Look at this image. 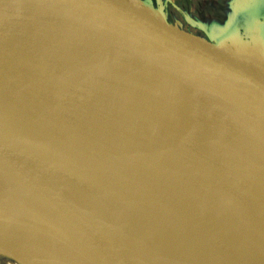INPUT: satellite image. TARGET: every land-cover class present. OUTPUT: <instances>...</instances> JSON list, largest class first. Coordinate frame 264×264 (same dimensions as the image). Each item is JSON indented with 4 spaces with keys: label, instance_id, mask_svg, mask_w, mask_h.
<instances>
[{
    "label": "water",
    "instance_id": "95a60500",
    "mask_svg": "<svg viewBox=\"0 0 264 264\" xmlns=\"http://www.w3.org/2000/svg\"><path fill=\"white\" fill-rule=\"evenodd\" d=\"M203 32V36H198L181 30L160 7L145 0H0V46L11 51L24 65L22 72L0 64V115L28 132L52 135L58 134L60 128L67 129L142 160L137 145L117 131L74 121L66 113V105L52 78L58 74L117 100L126 111L115 102L106 103V108L129 125L131 139L139 130L159 123L146 101L126 90V85L173 89L172 101L177 111L195 123H201V116L219 114L222 123L234 124L241 146L235 151L231 145L229 148L222 145L225 158L210 166L177 164L157 153L152 156L172 171L213 178L264 201V169L253 172L245 165L249 138L264 157V64ZM126 44L135 48L137 53L133 57L139 61L112 59L111 55ZM148 61V66L141 68ZM38 86L42 87L40 98L31 91ZM55 98L60 100L63 114L55 107ZM46 99L52 108L47 106ZM35 161L46 201L55 212L58 200L46 162L40 153ZM142 193L147 200L126 187L120 194L122 203L117 197V205L127 207L132 223L158 237L178 239L165 226L172 220L170 215L151 206L154 201L148 196H153V191L145 186ZM134 200H140L142 205H134ZM205 214L200 220L191 214L180 220L185 232L182 236L190 246L233 263L243 248L254 245L255 235L250 236L247 231L242 234L241 229L246 228L244 222L224 212L215 215L208 210ZM197 215L200 216L198 211ZM154 217L161 220L159 225L153 222ZM64 219L77 240V226L67 213ZM227 225L233 228L226 230ZM49 235L79 262L112 264L81 248L77 241L73 244L60 234ZM13 239L23 238L16 235Z\"/></svg>",
    "mask_w": 264,
    "mask_h": 264
},
{
    "label": "bare ground",
    "instance_id": "6f19581e",
    "mask_svg": "<svg viewBox=\"0 0 264 264\" xmlns=\"http://www.w3.org/2000/svg\"><path fill=\"white\" fill-rule=\"evenodd\" d=\"M136 53L133 46L126 44L111 56L116 61L136 62L139 61L133 57ZM0 64L24 72L21 60L3 46ZM52 84L62 95L66 113L74 121L117 131L137 145L142 160L67 129L60 128L58 134L52 135L28 132L0 115V264H85L57 246L50 233L60 234L73 244L77 241L81 248L112 264H235V259L231 263L222 256L190 246L182 236L185 232L180 220H186L189 214L200 220L208 210L215 215L224 212L244 222L242 234L247 231L256 236L251 241L253 246L242 249L236 264H252L253 260L264 264V201L213 178L172 171L152 156L157 153L177 164L210 166L225 158L222 145H231L235 151L240 149L239 134L232 122L222 123L219 114L213 113L201 116V123H195L174 107L173 89L126 85V90L146 101L159 123L139 130L131 139L129 125L106 108V103L111 102L120 107L117 100L58 74H54ZM41 88L32 87L35 97H41ZM46 104L52 108L47 99ZM55 104L63 114L58 98ZM246 146V167L253 172L263 170L264 157L257 144L249 138ZM38 153L46 162L58 200L55 212L42 190L35 161ZM144 185L153 191V196H148L154 201L151 206L164 210L172 218L165 226L171 228V236L178 237L175 241L132 223L127 207L117 205L126 187L145 198ZM133 202L142 205L140 200ZM65 213L77 226V240L66 224ZM152 220L161 223L155 217ZM16 235L23 239L14 240Z\"/></svg>",
    "mask_w": 264,
    "mask_h": 264
},
{
    "label": "crops",
    "instance_id": "0c3cea01",
    "mask_svg": "<svg viewBox=\"0 0 264 264\" xmlns=\"http://www.w3.org/2000/svg\"><path fill=\"white\" fill-rule=\"evenodd\" d=\"M145 1L165 11L169 21L181 30L192 27L198 36L205 31L218 42L264 64V0ZM226 233L230 235V231ZM235 261L238 263L240 257Z\"/></svg>",
    "mask_w": 264,
    "mask_h": 264
},
{
    "label": "rangeland",
    "instance_id": "374dc122",
    "mask_svg": "<svg viewBox=\"0 0 264 264\" xmlns=\"http://www.w3.org/2000/svg\"><path fill=\"white\" fill-rule=\"evenodd\" d=\"M164 12H165V11H164ZM191 28H192V27H190V28L188 29V31L192 34L194 31L192 30L193 28H192V29H191ZM193 34H194V33H193ZM263 200H264V199H263ZM252 262H253V264H256L254 260H253Z\"/></svg>",
    "mask_w": 264,
    "mask_h": 264
}]
</instances>
